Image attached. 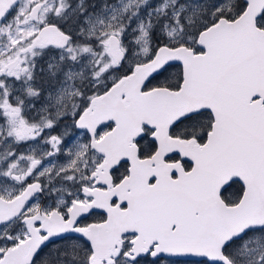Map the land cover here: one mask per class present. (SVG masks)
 <instances>
[{"label":"snow or ice","instance_id":"obj_1","mask_svg":"<svg viewBox=\"0 0 264 264\" xmlns=\"http://www.w3.org/2000/svg\"><path fill=\"white\" fill-rule=\"evenodd\" d=\"M0 264H264V0H0Z\"/></svg>","mask_w":264,"mask_h":264}]
</instances>
